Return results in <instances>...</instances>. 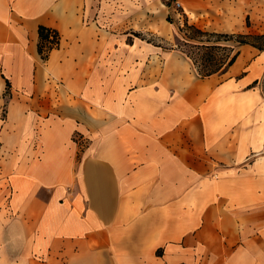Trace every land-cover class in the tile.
I'll return each mask as SVG.
<instances>
[{
  "label": "crops",
  "instance_id": "1",
  "mask_svg": "<svg viewBox=\"0 0 264 264\" xmlns=\"http://www.w3.org/2000/svg\"><path fill=\"white\" fill-rule=\"evenodd\" d=\"M178 1L199 20L264 14ZM95 2L0 0V264H264V50L150 73L145 47L114 54L135 42L88 19ZM40 25L61 35L46 59Z\"/></svg>",
  "mask_w": 264,
  "mask_h": 264
},
{
  "label": "rangeland",
  "instance_id": "2",
  "mask_svg": "<svg viewBox=\"0 0 264 264\" xmlns=\"http://www.w3.org/2000/svg\"><path fill=\"white\" fill-rule=\"evenodd\" d=\"M263 1L258 2L259 13L264 12ZM177 2L178 0H96L91 7L90 5L88 7V19L96 20L102 28L113 30L115 39L127 43L135 42L131 50L128 48L115 50L114 54H119L118 57L127 56L133 60L134 56L142 54L141 51L137 52L138 48L145 47L146 57L142 61L147 64H139V66L141 69L143 66L151 69L150 73H154V69L163 67L166 62H171L181 72L190 71L197 74L191 60L181 51V49L189 51L190 47L184 43L183 37L196 34L186 27V21L210 31L264 32V14L250 18V26H247V19L243 24L237 22L235 18L232 21L228 19L212 21L200 17L199 20V17L193 16L195 14L191 13L192 17L188 14L185 3L178 5ZM179 27L182 28L181 31ZM192 41L197 42L198 37L193 38ZM152 46H155L153 52L150 50ZM241 49L245 51L246 48ZM128 72L130 69L127 68L124 73ZM259 84L264 91V76ZM0 111L5 116V104L0 107Z\"/></svg>",
  "mask_w": 264,
  "mask_h": 264
},
{
  "label": "trees",
  "instance_id": "3",
  "mask_svg": "<svg viewBox=\"0 0 264 264\" xmlns=\"http://www.w3.org/2000/svg\"><path fill=\"white\" fill-rule=\"evenodd\" d=\"M185 24L196 34L183 37L184 43L190 47L189 51L183 49L181 51L191 60L196 73L201 77L226 72L236 61L243 45H252L261 51L264 50V32L210 31L188 21ZM247 26H250L249 17H247ZM179 29L182 30L181 27ZM195 37H198L197 42L192 41ZM39 38L38 48L43 59L48 58L50 51L58 47L61 42L59 31L46 25L39 26ZM257 83L258 80H255L253 85Z\"/></svg>",
  "mask_w": 264,
  "mask_h": 264
},
{
  "label": "built area",
  "instance_id": "4",
  "mask_svg": "<svg viewBox=\"0 0 264 264\" xmlns=\"http://www.w3.org/2000/svg\"><path fill=\"white\" fill-rule=\"evenodd\" d=\"M177 4H178V5H181V2H180V1H178V2H177Z\"/></svg>",
  "mask_w": 264,
  "mask_h": 264
}]
</instances>
